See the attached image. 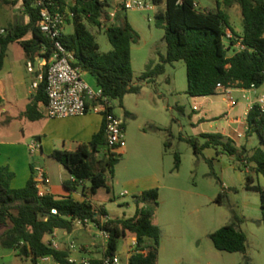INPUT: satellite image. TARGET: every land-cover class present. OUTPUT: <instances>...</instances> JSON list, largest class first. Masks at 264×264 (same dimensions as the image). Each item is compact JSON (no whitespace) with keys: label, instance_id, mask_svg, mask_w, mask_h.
<instances>
[{"label":"trees","instance_id":"16d2710c","mask_svg":"<svg viewBox=\"0 0 264 264\" xmlns=\"http://www.w3.org/2000/svg\"><path fill=\"white\" fill-rule=\"evenodd\" d=\"M20 0H1L2 5H16ZM29 23L20 25L10 23L5 27L6 34L0 35V70L10 44L19 42L27 57L33 61L34 56L49 58L51 44L39 27L40 11L33 0H21ZM63 10L70 9L74 14L70 22L74 26L71 34H63L66 47L74 52V66L82 69L96 81L104 94L111 100H118L123 106L128 94H138L141 85L133 84L134 71L132 65V46L140 41V35L131 25L126 15L117 13L111 19L109 8L111 3L100 0H73L69 4L65 0H55ZM159 7L155 14V22L164 30L167 45L166 55L159 56V62L146 70L139 78L140 83H154L165 73L167 65L184 61L187 70V93L194 98L217 95V87L222 84L237 89H251L264 86V0H216L215 7L205 10L199 8L195 0H152ZM239 5L243 17V34H238L232 27L229 14L222 8ZM69 23V24H70ZM113 47L107 53L101 51L97 37L91 27L103 28ZM235 37L242 38L245 49L230 55L226 47L227 31ZM32 34L30 40H25ZM234 45V40L231 46ZM43 80L38 92L31 98L26 115L35 121L42 118L40 104H47L46 67H43ZM125 110V117L131 116ZM247 135L257 134L261 146L247 158L253 167L247 177L248 189L260 194L264 225V188L255 184L252 172L264 175V110L255 104L246 116ZM206 142L199 145L197 140L188 141L194 146L195 153L215 147L238 159L246 153V148H238L231 138L220 133H204ZM170 142L165 143L168 147ZM121 154L108 147L106 125L95 134L89 143L79 145L75 151H54L52 157L63 165L70 173L72 180L64 182L70 190L89 182L85 190V200L74 197L56 198L53 194L38 195L35 171L27 184L22 188H13L11 182L15 173L9 166H0V247L18 252L24 260L38 264L41 257L50 255L61 264H74L69 255L59 250L52 243L45 242L46 236L54 235L58 229L72 232L74 222L90 220L100 230L110 234L107 255H114L118 250L121 237L131 234L136 238L137 246L132 252L129 264H158L162 231L154 223V217L160 206L159 189L145 190L137 198V210L130 218H109L105 209L96 208L90 197L97 194L100 188L110 187L107 175H115V166ZM213 165L212 160H208ZM181 164L179 154L175 155V169ZM222 195L218 200L221 201ZM57 209L58 214H52ZM214 247L229 253H246L247 236L236 222L225 225L209 235ZM248 260V258L246 257ZM249 261V260H248ZM99 262H92L98 264ZM102 261L100 262V264Z\"/></svg>","mask_w":264,"mask_h":264},{"label":"rangeland","instance_id":"374dc122","mask_svg":"<svg viewBox=\"0 0 264 264\" xmlns=\"http://www.w3.org/2000/svg\"><path fill=\"white\" fill-rule=\"evenodd\" d=\"M69 6L73 0H65ZM150 2V0H145ZM200 9L216 6V0H195ZM111 9L116 8L117 0H111ZM153 5V4H152ZM23 5L19 2L10 9L13 12H23ZM222 8L230 15L231 27L243 34L244 25L241 8L235 4L231 7L223 5ZM8 10V9H6ZM159 7L152 10L119 11L126 15L131 25L140 35V41L132 46V65L134 71L133 84L141 85L138 94H128L125 105L131 116L125 117L126 145L120 156L119 163L115 166V175H107L110 191L103 187L91 200L107 210L111 218H130L137 210L136 192L130 190L128 183L143 185L156 171L152 165L155 144L149 138H142V131H147L154 141L158 140L160 151V169L164 172L161 177L162 188L159 189L160 206L156 216L168 217L165 224V236L161 238L158 264H264V225L261 209L260 194L248 189L247 177L253 167L247 163V158L257 147L261 146L257 134L247 137V133L239 143L244 144L248 151L240 159L215 147L204 149L196 154L194 146L189 139L197 140L203 145L206 139L202 131L208 129L209 124H200L197 121L196 101L188 93V79L184 61L167 65L164 74L156 82L142 84L140 76L159 62L160 55H166L167 45L164 40V30L155 22V14ZM0 12V25L5 23V18ZM94 31L102 52L107 53L113 49L105 28L91 27ZM74 31L73 24L65 28L66 34ZM233 51H230V55ZM37 67V65H36ZM85 79L93 83L90 75ZM263 89V87H262ZM161 94V97H158ZM236 98V91L233 93ZM161 102L158 104V100ZM217 101L215 108L208 115H216L217 125L224 123L223 117L227 112V102L223 94L211 97ZM238 103V100H237ZM115 113L122 114L118 100H114ZM237 105V104H236ZM205 103L203 109H207ZM238 108V106L236 107ZM222 117V118H221ZM213 122V120H209ZM162 125V126H161ZM154 126L162 127L160 131L152 133ZM170 142L168 147L164 143ZM151 144V145H150ZM162 145L164 147L162 148ZM239 148H242L239 147ZM179 154L181 164L175 169V155ZM31 162L47 169L52 181L60 183L64 174L63 165L55 159L39 153L30 155ZM208 160H212L210 165ZM256 185L264 188V175L252 172ZM126 191L128 194L123 195ZM222 195L219 202L218 197ZM76 199H83L74 195ZM236 222L247 236V252L229 253L217 250L209 235L221 227ZM82 227V228H87ZM89 227H93L92 225ZM74 224V233L68 236L66 230L59 229L57 241L69 246L74 241L75 245L81 244L79 229ZM94 238L88 235L89 243H101L103 240L98 235ZM132 235L127 234L118 241V255L127 260L125 249H134ZM248 258V260L246 259ZM92 261V259H91ZM0 264H31L24 261L17 251L0 247Z\"/></svg>","mask_w":264,"mask_h":264},{"label":"crops","instance_id":"0c3cea01","mask_svg":"<svg viewBox=\"0 0 264 264\" xmlns=\"http://www.w3.org/2000/svg\"><path fill=\"white\" fill-rule=\"evenodd\" d=\"M118 1L119 0H117V2ZM19 2L23 5L21 0ZM0 4H2L1 0ZM11 6L15 5L0 6V12L4 14L3 16L6 20L4 24L0 25V29H5L6 26L14 22H18L20 25H26L29 23V17L24 12V8H22L23 12H20L18 15V12H13L10 9ZM64 33L66 34V32ZM31 38L32 34H28L25 37V40H30ZM41 69H43L41 56L36 55L34 56L33 61H31L19 42L9 45L3 68L0 70V166H9L15 173V177L11 182L13 188H22L27 184L32 175V168H34V171L38 168H42L46 175L51 179L47 169L40 167L37 163L31 162L30 160L31 154L29 152V145L33 140H39L41 144V150L39 151L41 157L48 156L53 158L52 154L54 151H75L79 145L89 143L93 136L97 134L104 125L103 117L91 112L84 116L49 119L44 114L45 104L39 105V110L43 115L42 118L35 121L29 119L26 115V111L31 98L38 92V86L40 84L38 75L40 74ZM84 75L88 74L85 73ZM92 81V85L96 86V81L94 79H92ZM88 82L91 84L90 81ZM235 91L237 93L236 98L238 103L233 107L230 106L226 96L223 95L227 102V112L225 117H223L224 123L221 125H217L218 121L215 120H217L218 117H216V115H208V113L210 114L212 112L217 103V101L211 100V97L213 96L203 97L202 101H196L195 112L198 113V123L203 125L209 124L208 129L203 130L202 133H220L227 139H233L236 146L239 148L241 146L245 147L244 144L239 143V141L243 139L247 133L245 119L249 100L243 97L244 92L242 89L235 88ZM262 92V88H259L257 91L248 92L249 99L255 101ZM217 95H219V93ZM158 97H161V94H158ZM125 99L126 97L124 98V101ZM124 101L123 106L121 107L123 115H125V110L128 111ZM160 102L161 98H159L157 103L159 104ZM205 103L208 104L207 109H203ZM237 106L238 108H236ZM209 120H213V122ZM161 128L162 127L154 126L152 133L160 131ZM240 133L243 134L241 137H239ZM141 134L142 138H149V142L155 144V149L152 151L154 153V156L152 157V168L156 171H152L153 174L143 185H140L139 183H128L130 190L136 192L138 195L148 189L157 187L162 188L161 177L165 174L162 171L157 172V168L160 169V141H154V138H152V136L150 137V134L147 131H142ZM164 145H162V148ZM245 148L248 151L247 147ZM117 152L122 154L123 148ZM64 169L65 172L60 177V183L52 181L51 179L48 188L49 193L53 194L58 199L70 196L74 197V195H77L81 196L83 199L79 200L74 197L76 200H85V190L89 187L90 183L84 182L74 191L66 188L64 182L72 180V177L65 167ZM91 203L96 208L105 209L93 200H91ZM168 217H171V215L166 217L161 216V218H158V216L155 215L154 217V223L161 228L162 238L165 236V224L168 223ZM109 218H111L110 215ZM58 231L59 229L55 231L53 236H46L45 242L52 243L55 248L66 251L69 255V260L74 261V263H79L83 259H92L91 262L97 261L99 262L98 264H100L102 257L105 254L104 242L89 243L87 239L88 235H92L94 238L97 237L96 235L99 237L100 234L98 230L89 226L87 228L81 227L79 229V237L82 241L78 246L75 245L74 241L71 242L69 246H66L63 242L57 241ZM66 232V234L70 236L74 233V229L72 232ZM134 240L135 237H132V241ZM72 246H74V248H72ZM130 251V249L122 251L123 254H127V260L125 263L121 258L122 264H129L131 256Z\"/></svg>","mask_w":264,"mask_h":264},{"label":"built area","instance_id":"2783aa9c","mask_svg":"<svg viewBox=\"0 0 264 264\" xmlns=\"http://www.w3.org/2000/svg\"><path fill=\"white\" fill-rule=\"evenodd\" d=\"M34 6L40 11L39 27L41 32L47 37L51 44V55L49 58L42 57V68L46 67V94L47 104H45L44 114L49 119L68 118L84 116L88 113H96L103 117L106 125L107 144L108 147L116 149V151L124 148L126 145V127L125 116H119L115 113L114 100H111L104 94L101 87L91 85L84 77L85 72L81 68L74 66L75 60L74 52L70 51L64 44L62 37L66 26L73 20L74 14L70 9L63 10L62 7L55 0H33ZM103 3H111V0H100ZM152 0L150 2L145 0H119L115 9L109 8L110 17L112 20L116 17L119 11L129 10H152L155 6ZM106 28V25H103ZM6 34L5 29H0V35ZM234 40V45L231 42ZM226 47L230 50L242 51L245 45L242 38L235 37L230 30L227 31ZM43 69L38 75V80H43ZM262 88V87H261ZM259 88L252 86L251 89H242L244 98L249 100L248 111L253 108L255 104H259L264 110V86L263 92L259 97L252 101L249 99L248 92L257 91ZM217 92L226 96L230 106L237 104V98L233 93L235 88L226 87L222 84L218 85ZM247 116V114H246ZM246 124V119H245ZM246 129H247V125ZM243 134H239L241 137ZM41 144L39 140H33L29 145V152L31 155L39 153ZM36 186L38 188V195L40 197L49 193L48 188L51 179L46 175L42 168L35 171ZM125 192L123 195H126ZM52 214L57 215L58 210L53 209ZM109 219V216L104 217L103 220ZM80 227L93 226L98 230L104 242L105 254L102 257L101 264H122L121 257L116 253L114 255H107V247L110 240V234L106 231L100 230L97 225L90 221L76 220ZM134 249H136V238L133 241ZM74 248V246H72ZM74 263V261L69 260ZM38 264H61L52 256L47 255L41 257ZM74 264H92L91 260L83 259L79 263Z\"/></svg>","mask_w":264,"mask_h":264}]
</instances>
